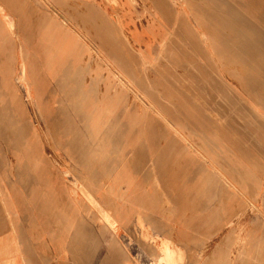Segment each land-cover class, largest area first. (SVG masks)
Wrapping results in <instances>:
<instances>
[{
  "label": "rangeland",
  "instance_id": "rangeland-1",
  "mask_svg": "<svg viewBox=\"0 0 264 264\" xmlns=\"http://www.w3.org/2000/svg\"><path fill=\"white\" fill-rule=\"evenodd\" d=\"M24 1L22 32L0 5L3 180L21 212L33 203L34 226L64 252L61 264H71L72 245L86 244L82 264H163L165 245L181 264H264L249 221L264 192V0H100L92 23L71 1ZM134 28L140 34L130 36ZM29 63L32 76L20 77ZM34 83L46 85L43 110L28 95ZM139 119L148 139L135 137ZM124 155L156 175L142 216L114 193L126 187ZM214 198L208 230L179 238L175 224L189 228ZM243 199L252 206L230 220Z\"/></svg>",
  "mask_w": 264,
  "mask_h": 264
},
{
  "label": "crops",
  "instance_id": "crops-1",
  "mask_svg": "<svg viewBox=\"0 0 264 264\" xmlns=\"http://www.w3.org/2000/svg\"><path fill=\"white\" fill-rule=\"evenodd\" d=\"M69 1L74 4V11H77L76 9L80 8V10L78 11H81L80 15L82 16V19H80L82 22L87 21L88 23H92L98 18L97 15L99 14L100 0H59L58 6L61 8L66 7L68 6ZM126 1H124V3H126ZM0 5L5 12L10 14L13 24L17 26L19 32H22L24 29H26L28 24V18L25 13L27 5L24 0H0ZM180 12L181 10L177 9L176 15L173 18L174 20L181 21L179 14ZM166 19V24L168 23L167 21L172 22V18L166 17ZM137 32L138 34H140L139 29L134 28L133 31H131L130 36ZM10 51L11 49L8 47V49L5 48L3 52H5L6 54H10L12 53ZM3 60L4 57L0 53V64H2ZM34 69V64H21L19 69V76L23 77L22 75L25 76V74L32 76ZM1 74L2 72L0 71V77ZM46 89V85L43 83L42 86L36 85V83H34V85L32 86H29L28 95L33 100L35 108L38 106L37 109L40 107L39 109L43 110L49 104L50 100L47 96ZM62 121L63 119L58 117L57 123L54 122L52 126L50 125V131L53 135V142H59L60 140V129ZM140 121L141 120L139 119V127L134 130L135 137L137 136V139L139 140L148 139L145 133L146 130L145 128H143L146 123H142ZM31 124L33 125V122ZM5 134L9 135V132L7 131ZM152 138L156 139V135H154ZM2 139V132H0V264H61V261L59 260L60 255L63 254L64 258L66 259V255L64 254V252H59V246L57 245L54 247L51 246V236L48 234L47 231H45L44 229H36V227L34 226L35 212L33 210V203L28 202L27 204H25V206L27 207L26 211L21 212L19 209L18 202L14 200L13 195L9 191L10 189L12 190V187L3 180L4 178L2 168L4 169V167L6 168L7 166H5L1 155V148L3 145ZM154 154L157 155L156 153ZM61 155L65 160L63 153H61ZM126 155L123 156V174L125 175L123 180L127 182L126 187L123 189V192L120 193V196H118L117 190H114L116 191L114 193H116V199L122 197L125 202L129 203L130 206L138 204L137 207L139 209V212L136 214V217L137 215L142 216L140 211L141 208H143L144 206H148L149 204L151 205L153 202L151 193L156 188V175L152 168L146 169V162H144L143 165L139 168H132L130 162L133 156L132 158H127L125 157ZM46 158L48 159L47 156ZM8 159L9 169H6V173L9 174L11 180V178L13 179L15 176V170L11 156L8 155ZM209 187L210 185H207L204 182V188L208 189ZM100 188H98L96 196L100 193ZM217 189L218 190H216L215 188L217 193L219 195H222L224 191L223 184H221V186H219V188ZM81 192L85 199H87L92 204L94 203L93 192L85 181L82 183ZM249 196L250 195H248V197ZM162 199H160L159 203L162 201ZM243 200L244 204L242 208H240L238 210V214L235 217L230 218V220H233L237 216L243 214L247 210V205L252 206L248 200ZM215 202L216 198L212 199L209 203H207V205L202 206L200 211L196 215H194V219L190 220V224L188 225L189 228H185L179 223H176L174 229L178 237L181 238L182 236H184L188 240L195 241L196 238L194 237V233H204L205 231H207L211 223L210 206L213 205V203ZM252 203V207H254L256 210L255 213H252V216L250 215L251 220L249 221L251 223V231L253 233L255 232L254 238L256 237L260 239V242H258L257 245V250L259 254L264 257V192L261 197H257ZM231 204L234 207H238L237 200L235 198L232 200ZM101 213H103L104 217L108 216L110 214V208L107 209L106 213ZM135 213H132L131 216L135 215ZM157 214L159 215V213L155 212V214H153L154 216H151L152 219L150 221L156 222L158 220L156 219L158 218ZM222 219L223 218H221L220 220ZM81 223L82 222H80V227H84ZM224 226L225 225L220 226L219 229L223 228ZM84 231L85 234L89 235L87 225L85 226ZM89 236L91 237V235ZM70 237L71 236H69V239ZM62 238H64L65 241L66 239L68 240L67 235L62 236ZM68 242L70 243V241ZM87 245L89 244H86L84 247H76L75 245H72L71 264H82L84 259L85 248L87 247ZM167 253L168 255H170L171 259L174 262L175 260H178V262H175L176 264L182 263V253L176 248L170 247L169 245H165L161 249L158 255L159 262L164 264L163 255ZM65 261L68 263L67 259ZM168 262L170 263V261Z\"/></svg>",
  "mask_w": 264,
  "mask_h": 264
},
{
  "label": "bare ground",
  "instance_id": "bare-ground-1",
  "mask_svg": "<svg viewBox=\"0 0 264 264\" xmlns=\"http://www.w3.org/2000/svg\"><path fill=\"white\" fill-rule=\"evenodd\" d=\"M154 16H155V15H154ZM36 116H37V115H36ZM164 249H165V248H164ZM167 255H168V253L163 255V262H164V264H170L167 260H165ZM173 262H174V261H173ZM175 262H178V260H177V261L175 260ZM175 262H174L173 264H176ZM177 264H178V263H177Z\"/></svg>",
  "mask_w": 264,
  "mask_h": 264
}]
</instances>
